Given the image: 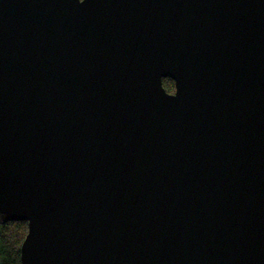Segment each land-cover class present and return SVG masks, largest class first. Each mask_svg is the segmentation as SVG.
Masks as SVG:
<instances>
[{"label":"water","instance_id":"1","mask_svg":"<svg viewBox=\"0 0 264 264\" xmlns=\"http://www.w3.org/2000/svg\"><path fill=\"white\" fill-rule=\"evenodd\" d=\"M11 221L19 264H264V0H0Z\"/></svg>","mask_w":264,"mask_h":264},{"label":"trees","instance_id":"2","mask_svg":"<svg viewBox=\"0 0 264 264\" xmlns=\"http://www.w3.org/2000/svg\"><path fill=\"white\" fill-rule=\"evenodd\" d=\"M162 86L167 93L174 90V84L168 78L162 79ZM26 232L25 221H11L0 225V264H19V249Z\"/></svg>","mask_w":264,"mask_h":264}]
</instances>
